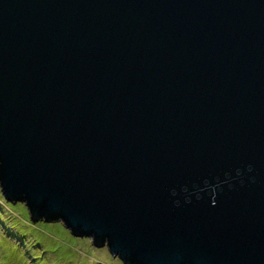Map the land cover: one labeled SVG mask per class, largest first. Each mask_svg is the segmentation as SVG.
<instances>
[{"label":"water","instance_id":"1","mask_svg":"<svg viewBox=\"0 0 264 264\" xmlns=\"http://www.w3.org/2000/svg\"><path fill=\"white\" fill-rule=\"evenodd\" d=\"M0 193L122 264H264V0H0Z\"/></svg>","mask_w":264,"mask_h":264},{"label":"rangeland","instance_id":"2","mask_svg":"<svg viewBox=\"0 0 264 264\" xmlns=\"http://www.w3.org/2000/svg\"><path fill=\"white\" fill-rule=\"evenodd\" d=\"M0 264L122 263L59 222L30 221L22 202H6L0 193Z\"/></svg>","mask_w":264,"mask_h":264}]
</instances>
